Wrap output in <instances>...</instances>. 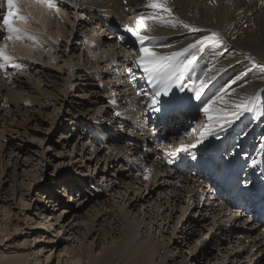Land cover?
Here are the masks:
<instances>
[{
    "label": "bare ground",
    "instance_id": "bare-ground-1",
    "mask_svg": "<svg viewBox=\"0 0 264 264\" xmlns=\"http://www.w3.org/2000/svg\"><path fill=\"white\" fill-rule=\"evenodd\" d=\"M206 1L212 2L214 0ZM245 1L246 0H243L241 2L239 0L237 3L242 4ZM249 1L254 0H247L246 4ZM15 2L17 8L19 9V14L21 16L27 17V19H19L17 17L12 18L14 26L22 29L23 32L20 34L19 38H17L16 36H12V38L7 37L8 40L0 43V46L6 45V53L14 58L11 62H6L0 59V106L3 105L4 107H7L9 104H13L14 106H16L20 101V98H17L16 95L12 94L13 87L16 86L15 82L19 83L20 86L27 87L32 93L37 96H40L42 91L48 94H52V92L57 91L59 88H61L62 98H60V102L58 101L57 103H55L57 100L53 98L54 106L58 104L60 108L63 102H65L73 110L70 117L71 121H74L75 124H77L78 121H82V123H85V125L88 126L89 139L102 144L100 151L104 150V167L108 166L107 164H112V162H124L135 171V173L137 174V180L139 179V181L136 182L139 183L141 181V178H145L144 169L147 168L149 170L148 178L145 179L147 180V182H150V185L152 187L148 186L149 189H143L144 191H147L145 195H142V185L134 189V191L137 192V195H135V199H129V206L135 205L136 201H141L142 205L145 202L150 205L151 200L152 205H150V207L152 210V220L155 221L158 230L165 224L168 225L171 222V226L168 225L167 227L170 230L171 237L180 238L182 241H185V243L187 242L186 244H190V242L194 239L199 240V238L202 236V230L199 229V226H203L205 220H207L209 216L215 217L212 218V222L210 223L212 225H214L215 222L223 216H228L227 221L230 220V222L225 223L226 218H223V223L219 221L214 230L218 233L219 238H235V244L238 243V245L242 242V240L237 239H242L243 237H245V233H254V231L260 229L262 225L256 224L253 218L249 217V220L240 219L238 215H244L245 213H243V210H238V208H235L236 206L232 205L231 203L227 204L226 202L222 201L223 198L218 194L216 195V193V196L214 197L213 191L209 190V188L205 191L204 189H199V187L206 179V167L214 168L216 165V162L213 161V158L216 157L220 159H226L229 157L226 154L221 155L216 152L222 145L227 148V145L225 146V144L232 143V140L229 139L228 141L226 137L230 136L233 138L238 132H241L240 135L238 134V136L244 134V131L242 130L247 126L248 121L252 118L254 120L256 119V122L258 124H254V126L252 127L251 135L253 133L257 134V132L260 131L259 128H264V109H260L256 104L257 102H263L264 100V95H262L260 91L264 89V72L260 73V75L262 76H253L252 74H250V71L248 69H244L248 67L247 65L242 66L244 64L243 61L247 59V55L251 54V57H254L252 50H248L246 52L247 55H245L244 52L246 51V49L243 50L245 47L244 44L239 41L232 42L225 35L228 30L230 33L239 30H243V32L248 31V26L258 34H262L264 32L262 14L258 15V12L251 13L249 10L245 14L235 16L236 11H232L230 15L228 14L227 20L225 19L224 15H221L220 11H217V9H215L211 13L206 10H202L201 0H59L60 4L62 2L63 7L71 11L73 15L71 16L72 19L68 21L69 28L68 26L67 28L61 27L58 31L57 28L55 30L56 33L53 34L54 30H50L48 33V23L50 17L52 16L51 14L53 13L51 10V6H49L47 2H41V0H15ZM152 2L162 4L163 7L156 9L148 7V5ZM262 2H264V0H262ZM52 5H54L53 2ZM241 7L243 6H239V9H237V11L240 10ZM54 8L57 10H53V12H55L57 15H60V9L55 6ZM165 9H171V11H166ZM82 14H85V16L82 17ZM142 15L145 17H155L154 20L146 19V25L150 26L152 30L150 32H143L142 34L152 38V43L149 45V47H152L154 51L160 54L167 55L170 52L178 50L180 46L188 40L195 41V39L201 38L204 35H210V33L206 34V32L208 31H210L211 33L218 32L223 38L222 44L208 47L203 52L197 53V55L202 53L201 56H203L205 53H208V55L210 56H214V58L210 57L207 61L206 59H199L197 65L193 66V68H195L194 74H192L191 78L188 79L190 80L188 83L190 84V86L188 85L190 89L191 87L195 86L194 82L198 83L199 78L203 77L205 70H208L210 67L214 66L215 71L209 72V75L213 76L214 79L205 89L204 93L202 94L201 100L197 101L193 99L192 97H194V93H191L190 91L184 92V94L181 96L183 97L182 100L188 99V101H186V105H182L183 108L180 110V116H176V113V115H170V121L165 119L167 125L170 126L169 128H166V137L164 139L163 136H160L159 140L161 142L158 140L155 143L158 145L168 143L171 144L170 148H166V146L163 145L162 148L164 149H159L153 146V139L150 140L151 138H153V136L163 133L162 130L158 129L159 126L156 124L162 118H157L152 115L148 116L146 115V113L143 114L142 112L133 113L132 111L134 110H124L123 112H120V114L124 115V119L123 117H118L117 113V115H110L111 109L110 107L108 108L109 105L103 103L104 101H106L104 97L109 96V103L112 104L116 108V110H120V104L118 105V107H116V105L118 104L117 101L122 100L124 97H126L127 94H129L128 90L132 89L131 85L133 84V81L131 79H126V77L128 75H131L130 73L132 71L135 74L133 76V78L135 79L139 78L137 76L143 75L142 70L135 67V61L138 57L136 59L131 58V54H129L128 51H124L123 54L126 58L124 60H118L123 57L121 51L125 49L127 50V48H129L130 46L136 44L130 34L124 31L123 25L129 24L130 26L135 27L139 17ZM60 17L63 18V16L61 15L59 16V18ZM69 17L70 16L67 15L64 20L67 21ZM238 17H240L239 20ZM64 20L63 22H65ZM85 20L89 21V30L84 31L83 33L86 32L89 36H91L89 40L86 41V46H88V50L86 48V50L88 51L87 55L95 59L98 58L97 54H100V52H91V49H95L96 47L100 49L101 47L106 46V49L108 51L110 50L109 48L112 47L113 49L111 51L113 53L117 52V54H115V61H123L126 63L123 64V73H120L122 74L121 76H123V80L122 77L119 78L120 75H116L114 80L116 84H111V81L108 79H106L105 81L103 80L104 77L107 78L110 77L111 74H117L110 71V67L114 66V61L113 63L111 62L112 58L106 59V63L103 61L105 64H103L104 67L100 66V63L102 61H95L92 64L90 60L91 66L97 64V68L88 73V68L82 69V66L89 61H87V55L86 58H84L85 54L79 52L77 53L78 55L75 56L74 53L78 51L77 49L72 47L71 44L68 48V53L65 51L66 48L62 51H57L55 45L47 38L49 37L50 39L58 41L59 33H61L65 37V40H70L71 36L75 35L76 31L85 28V23H87ZM185 24L189 25V28H185ZM98 25V30L100 32H98V30H95ZM58 26L59 25H57V27ZM244 26H246V28H244ZM190 28H199L203 31L192 32L189 30ZM223 28H225L226 30H222ZM111 29H116V31L108 36L110 38L109 41H104V38L101 35L104 34V30ZM51 31L52 33L50 34ZM97 32L100 34H97ZM223 32H225V34ZM24 33H27V35H25ZM117 36L121 38L120 40H117V42L123 40L122 44H120L119 46L117 45V42H112V38L116 39ZM85 38L86 37H84V39ZM111 42L112 45L117 43V48L120 49L121 47H123L124 49H120V51H114V49L117 50V48H114L112 45H110ZM63 44V46H67L64 42ZM262 47L264 50V46ZM106 49H104L105 52ZM212 51H214V53ZM219 51H223V53L217 54L219 53ZM105 52L102 53L105 54ZM110 54L111 52H109V55ZM138 54L140 55L139 51ZM215 54L218 56H216ZM102 56L104 57V55ZM69 60L72 64L74 63L75 69H79L80 71H78L81 73L77 74L74 72L71 75L64 76L62 74H59V71H57V69L53 68H62V65L65 66L67 63H69ZM60 61L63 62L62 65L60 64ZM260 61L264 62V59ZM79 63L81 64L79 65ZM130 66L132 71L128 73L127 71L129 70ZM101 75L102 77H100ZM90 76L98 77L96 79H98L99 81L103 80L104 87L109 86L110 94H103L102 96H100V92H98V90H95V87H98V85H93L90 82H85L86 77ZM148 83L151 84L149 81ZM149 84L147 89H149L148 91L152 92L153 85L149 87ZM42 86H44L43 89ZM74 86L77 87L76 90L80 91L81 93L83 92L80 96H91L93 102L90 100V102L84 100V105H78V101L76 102V100L72 98V96L74 95H71L74 92ZM83 86L89 87L83 90ZM104 87L103 89L107 93L108 87L106 89ZM221 89H225V91L221 93ZM172 94L173 91L170 95ZM249 94L256 95L254 111L245 113V115L236 122L234 127L225 134L223 139L217 140L215 138L209 137L205 141L204 145L200 146L195 151L194 154L197 156L196 160L191 159V154L180 153L179 155H176V150L182 143L195 144L196 139L199 137L200 131H202L204 126L209 123V116L213 117V119L215 120L218 116L229 115L230 113L228 112V109L234 106V102H238L241 98H246ZM66 97H71V99H66ZM142 97L144 96L140 95L139 99H142ZM173 99L175 100L178 98L174 97ZM142 100H144V98ZM209 101H212L211 110L207 114H205L200 109ZM99 103L101 104L98 105ZM137 104L139 105V101H137ZM58 110L59 109L57 108V113ZM142 114L144 115L143 118ZM145 117L147 120H154L152 122V132L150 131L151 126H148L147 128L146 123H143V119ZM184 117H188V119ZM197 117L200 121H202L200 127L199 125H197V127H194L192 131L183 133L180 137L182 138L180 142L175 141L173 143H170V139H168V137L171 138L173 132H175L174 130H172L171 125L176 126L177 128L179 127L180 129L182 126L184 127L183 119L194 123L193 121ZM112 130L113 132H110ZM104 131H109V135H104ZM191 132H193V134L190 136ZM119 133H121L122 135H120ZM105 136L107 139L105 138ZM260 138L261 137H259L258 139V144L259 148L261 149L262 145L264 144V139L262 140V143H260ZM204 148H209V150L213 148V151L211 152L212 159L205 156H198V151L201 152V150ZM166 149H168V151H166ZM203 151L204 150H202V152ZM168 152L170 153V156L168 155ZM1 158L3 157H0V161L3 160ZM186 159L187 162H185ZM170 160L173 162H169ZM204 160L205 164L203 163ZM252 160L253 159H250L249 157V159L246 161H249L248 170L250 171H253L251 163ZM258 163H261V161L259 162L258 160ZM6 164H8V161ZM187 164H189V166H187ZM240 165H242V163ZM184 166H186V169H189V172H192H190L189 174L187 172L180 174L181 171L179 170H182ZM237 167L240 168L239 165ZM260 168L262 169L264 167L260 166ZM2 169H0V171H2ZM155 183L157 184L154 185ZM77 186L80 185L78 184ZM206 186L209 187L208 184ZM126 188L125 191L128 190ZM66 191H68V187L67 189L66 187H64L62 190L56 192L60 196L64 195ZM77 192L80 193V188H77ZM208 192L212 195L210 198H208V196H210ZM57 196H54L55 199L51 200L53 196L50 195V193L48 194L46 193V191L42 192V195L39 196V203L41 201L46 203L50 201V205H54L55 207L56 205H59L58 201L60 198L58 199ZM197 196H199V198L201 197L202 201H196ZM24 198V194L21 193L20 199L23 201ZM212 198L217 201L218 204L211 201L210 199ZM215 198H217L218 200H216ZM70 199L71 201L78 200V205H76L72 209V211L75 210V214H77L78 210H81L84 205L86 206L87 204V201H84L82 199V196L76 199L73 195V197H71ZM39 203L36 204L37 208H40ZM23 205L25 206L28 204L23 203ZM96 205H100L98 201L96 202ZM54 207L52 208V210H54ZM97 208L98 210H100L99 208L102 207L99 206ZM178 208L183 209V212H181L180 215L176 217L178 218L176 221H172L176 216ZM232 209H237L236 214L233 213L234 211L232 212V214H230ZM226 211L229 212L224 215L223 212ZM190 212H192V216H189ZM106 214V208L104 210L101 209V213H99L97 215L98 217H95V219H99L101 216H104V218L101 220V222L104 224V222L106 221ZM49 215L51 214L49 213L48 216ZM58 217L59 214L57 215V218ZM50 219L53 220V216ZM41 221H38L37 224L43 225L44 222ZM103 224H101V230H103V234H107L109 236L110 231H106L103 227ZM148 228H150V226ZM112 229H114V227ZM262 229L264 232V228ZM92 230H94V226L92 227ZM122 230L124 238H119L117 240L118 243L116 244V248H103L102 252L100 251L102 255H95V257L92 258L90 264H156L154 262L155 257L159 256L160 250L163 248L164 251H166L165 248L167 249V242L164 243V241L163 243L150 241L147 244L136 246L135 244L131 243L132 239L128 235L129 226L127 224H124ZM138 233L139 232H137V234ZM196 235H198L199 237L195 238ZM8 236L9 235H7V237ZM251 240L254 241V239ZM254 243L251 242L249 244L256 246V251L260 252V244ZM243 249L244 246H239V248L237 247L238 251ZM166 252H161L162 254H160V256L163 257V261H165L168 256H174L173 253L168 255V252ZM11 259L13 261L14 258ZM11 259L3 261L0 258V263L9 264L12 262ZM15 259L14 261H16V264L23 263V260L21 258L17 260ZM117 260L119 262H117ZM262 260H264V258ZM165 264H167V260Z\"/></svg>",
    "mask_w": 264,
    "mask_h": 264
},
{
    "label": "rangeland",
    "instance_id": "rangeland-1",
    "mask_svg": "<svg viewBox=\"0 0 264 264\" xmlns=\"http://www.w3.org/2000/svg\"><path fill=\"white\" fill-rule=\"evenodd\" d=\"M238 1L239 0H214L209 2L206 0H201V4L202 10H206L211 13L217 9V11H220L221 15H224L225 19L227 20L228 14L230 15L232 11H236L235 16L245 14L249 10L251 13L258 12V15L262 14L264 24V2H262V0L249 1L247 4V0L242 4L237 3ZM240 1L242 2L243 0ZM52 2L54 3V5L51 6L53 14H51L52 16L50 17L48 23V33L50 30H54L53 34H55V30L57 28V31L61 27L67 28L68 26L69 28L68 21L72 19L71 16L73 13H71V11H69L67 8L63 7V3L61 2L60 4L59 0H53ZM54 6L60 9V15L63 16V18H59L60 15H57L55 12H53V10H57L54 8ZM239 6L243 7L237 11ZM6 12V0H1L0 19H2V16L6 14ZM67 15L70 17L66 21L64 19L67 17ZM81 16L84 17L85 14H82ZM239 19L240 17H238V20ZM63 20L65 22H63ZM85 21L87 22L85 23V28L76 31L75 35L71 36L70 40H65V37L61 33H59L58 41L50 39L49 37L47 38L55 45L57 51H62L66 48L65 51L68 53V48L71 44L72 47L78 51L74 53L75 56L80 52L85 54L84 58H86L88 53L86 41H88L91 36H89L86 32L83 33L84 31L89 30V21ZM57 25L60 27H57ZM98 27L99 25L95 30H98ZM244 28H246V26H244ZM222 30L225 31L226 29L223 28ZM115 31L116 29L104 30V34L101 36H103L104 41H109L110 38L108 36L113 34ZM98 32L100 31L98 30ZM98 32L97 34H100ZM245 32H243V30H239L230 33L228 30L226 34L225 32L223 33L232 42H242L245 46L243 50L246 49L244 52L245 55H247L246 52L248 50H252L254 57H251V54H248L247 59L243 61L244 64L242 66L247 65L248 67L244 69H248L250 74L253 76H262L260 73L264 72V62H261L260 60L264 59V50L262 47L264 46V32L262 34H258L249 26L248 31ZM51 33L52 31L50 34ZM208 33L211 34L210 31L206 32V34ZM218 34L220 35V33ZM7 37L8 34L5 30V27L2 23H0V43L8 40ZM84 37L86 38L84 39ZM199 39L200 38L195 39V41L188 40L182 44L178 50L173 52H180L183 48H186L188 44H194ZM117 40L118 38H112V42H117ZM63 42L67 46H63ZM112 42L110 45H112ZM122 42L123 40L118 41V44H116L119 46L122 44ZM116 44H114L115 46H112L117 48L118 46ZM96 48L91 49L90 51H97V53L100 52V54L98 53L99 55L97 54L98 58H95V60L94 58L87 55V61H89L82 66V69L88 68V73L92 72L97 68V64L91 66V62L93 64L95 61H102L100 66L104 67V62L106 63L105 60L112 58L111 62L113 63L114 61V66L110 67V71L117 74H111L110 77H104L103 80L105 81L108 79L111 81V84H116L114 81L116 75H120L119 78L122 77L123 80V76H121L122 74L120 73H123V64L126 63L123 61H115V54H117V52L113 53L111 51L113 49L112 47H110V50L108 51L106 46L101 47L100 49ZM104 49H106V52ZM120 49L123 50L124 48L121 47ZM120 49L117 48V50L114 49V51H120ZM124 51H128V53L131 54V58L136 59L139 57V50L136 44L130 46L127 48V50L125 49L121 51L123 57L118 60H124L126 58L123 54ZM102 52H105V54ZM109 52H111L110 55ZM212 52L214 53V51ZM222 53L223 51H219L217 54ZM201 54L202 53L198 54L199 56L197 55V60L194 62L193 66L197 65L199 59H206L207 61L210 57L214 58V56H210L208 53H205L203 56H201ZM102 55H104V57ZM70 60L65 66L62 65L63 62L60 61L62 68H53L57 69L59 74L64 76L71 75L74 72L77 74L81 73L79 72V69H75L74 63L72 64V60ZM80 64L81 63H79V65ZM194 69L195 68H192L189 72L185 73L183 83L187 86H190V84H188L190 80L188 79H190L192 74H194ZM130 74L131 75L128 76L132 77L135 75L134 73ZM128 76L126 79H128ZM100 77H102V75ZM96 78L98 77H86L85 82L98 85V87H94L95 90L100 92V96L103 94H110L109 86H107L108 88L104 87V81H99ZM15 84L16 86L13 87L12 94L16 95L17 98H20V101L16 106L13 104H9L7 107H4L3 105L0 106V157H3L1 158L3 160L0 161L2 164H0V169H2L3 166L2 171H0V258L3 261L9 260L11 258H16L15 260L21 258L23 260L22 264H90L92 258L95 257V255H102L101 252L103 248H116V244L118 243L117 240L119 238H124L122 230L123 225L127 224L129 226L128 235L132 239L131 243L135 244L136 246L147 244L150 241H156L157 243H163V241L164 243L167 242V249L165 248V250L168 253L164 251L163 248L160 250V254L166 252L169 255L173 253V257L168 256L166 259L167 264H264V260H262L264 258L263 226H261L260 229L254 231V233H245L248 235L244 234L245 237L242 239H237L242 240L239 245L238 243L235 244V238H219L218 233L214 230L219 221L223 223V218H226L225 223H229L230 220L227 221L228 216H223L217 220L214 225L210 223L212 222V218L215 217L209 216V218L205 220L204 225L199 226V229L202 230V236L199 238V240H192L190 244H186L187 242L185 243V241H182L180 238L171 237L170 230L167 228L168 225L171 226V222L168 225L165 224L158 230L155 221H153L151 218V200L150 205L147 202L142 205L141 201H136L135 205L129 206V199L132 198L133 200L135 199V195H137V192H135L134 189L142 185V195H145L147 191H144L143 189H149L148 186L152 187L150 182H147L145 178H141L140 183L136 182L139 181V179L137 180V174L132 168H130L129 165H126L124 162H112V164H107L108 166L104 167V150L100 151L102 144L89 139L88 126L85 125V123H82V121H78L77 124H75L74 121H71L70 117L73 110L65 102H63L60 108L58 104L54 106L53 98L57 100L55 103L58 101L60 102L59 99L62 98L61 88L52 92V94L42 91L40 96H37L27 87L20 86L19 83L16 82ZM151 85L152 84H149V87ZM88 87L83 86L82 89L84 90ZM103 87L108 89L107 93L104 91ZM43 88L44 86H42V89ZM76 89L77 87H75L74 92L71 95H74L72 98H74L76 102L78 101V105H84V100L93 102L91 96L83 95L84 97H82L80 95L83 92L81 93ZM148 90L149 89H147L146 92L148 94L150 93L151 95L152 92ZM172 91L173 94L170 95L171 98L176 97L183 102L188 101V99H186L187 97L185 98L186 100H182L183 97L181 96L184 94V92H180L175 88ZM128 92L129 94H127L126 97L120 101H117L118 104L116 107H118L120 104V110H116V108L109 103V96H103L106 100L103 103L109 105L108 108L110 107L111 109L110 115L118 114V117H123L125 119L124 115L120 114V112H123L124 110H134L132 111L133 113H146L147 106L151 105V98L142 97L144 100L141 98L139 99L140 95H138L134 89H129ZM170 97H161L160 99H166L165 101H167V99L169 100ZM68 98L69 97H66V99ZM69 99H71V97ZM137 101H139L140 106L137 104ZM100 104L101 103L98 105ZM256 104L260 109H264V100L263 102H257ZM57 108L59 109L58 113L56 111ZM143 114L142 118L144 117ZM184 118L188 119V117ZM149 121H147L146 117L143 119V123H146L147 128L148 126H151L150 131L152 132L153 125L149 124ZM153 121L154 120L151 122ZM194 121L195 124L191 129L188 130L182 126L178 133L173 132L172 137H168V139H170V143L175 141L180 142L182 139L180 137L183 133L192 131V129L197 127V125H199V127L201 126L202 121H200L198 117L194 119ZM254 124L258 123L256 122V119L254 120L252 118L248 121L247 126L242 130L244 131V134L238 136V134L240 135L241 133L238 132L233 138L230 136L226 137L227 139L232 140V143H230L232 148L236 147L241 150H245V147L248 145V141L250 146L253 145L252 143L254 142V144L259 147L258 139L261 137L260 143H262V140L264 139V128H259L260 131H258L257 134L253 133L251 135V129ZM110 132H113V130ZM108 133L109 131H104V135L108 136ZM119 134L122 135L121 133ZM192 134L193 132L190 133V136ZM150 140H152V138ZM233 141H235V144ZM163 145L166 146V148H170L171 144H154L153 146L159 149H164L162 148ZM262 148H264V144L262 145ZM202 150H209V148H204ZM166 151H168V149H166ZM201 152L198 151L199 157L205 156L209 158L206 156V154ZM222 153L220 154L222 155ZM168 155L170 156L169 152ZM210 158L212 159L211 156ZM213 159H216V157ZM7 161L8 164H6ZM256 162H258V160H256ZM239 166L240 168L248 169L249 161L243 162L242 165ZM182 170L183 172L181 171L180 174L186 172L189 174L192 172H189V169L186 168ZM78 184L80 186H77ZM156 184L157 183L154 185ZM207 184V179H205L199 189H204L206 191L209 188V190L213 191L215 197L217 193L212 187H207ZM62 187H66V189L68 187V191H66L64 195L59 196L56 191L62 190ZM77 188H80V193L77 192ZM125 188L128 190L125 191ZM45 191L46 193H50V195L53 196L51 200L55 199V197L58 195V199L60 198L58 201L59 205L54 207V205H50V201L48 203L42 201L39 203V196ZM21 193H23L25 197L23 201L20 199ZM208 194L210 193L208 192ZM73 195L76 199L82 196V199L87 201L86 206L84 205L81 210H78L77 214L74 213L75 210L72 211V209L78 205V200L71 201L70 198L73 197ZM211 196L212 195L210 194L208 198ZM215 199L218 200L217 198ZM197 200L202 201V198L197 196L196 201ZM210 200L218 204V202L213 198ZM97 201L100 204L98 206L96 205ZM23 203H27L28 205L24 206ZM37 203L40 204V208H37ZM99 206L102 207L99 208L100 210L97 208ZM53 207L54 210H52ZM105 208L107 210V214L105 215L106 221L103 224L101 220L104 218V216H101L99 219H95V217H98L97 215L101 213V209L104 210ZM236 211L237 209H232L230 214H232V212L236 214ZM181 212H183V209L178 208L176 216L172 221H176L178 219L176 217H178ZM227 212L229 211L223 212L224 215L227 214ZM49 213L51 215L48 216ZM58 214L59 217L57 218ZM245 215L247 214H241L238 216L241 220H249V215ZM52 216L53 220L50 219ZM189 216H192V212L189 213ZM38 221L44 222V224L47 225H38ZM101 224H103V227L106 231H110L109 236L107 234H103V230H101ZM93 226L94 230H92ZM149 226L150 228H148ZM113 227L114 229H112ZM137 232L139 233L137 234ZM7 235L9 236L7 237ZM198 237V235L195 236V238ZM251 239H254V241ZM251 242H255L254 244H260L259 248L261 251L257 252L256 246L249 244ZM239 246H244V249L238 251L237 247L239 248ZM250 246L251 248H255L251 249ZM160 254L159 256L155 257L154 262L156 264H165L166 260L163 261V257H161ZM14 259L13 261L11 259L12 262L9 264H16ZM117 262L119 261L117 260Z\"/></svg>",
    "mask_w": 264,
    "mask_h": 264
},
{
    "label": "snow or ice",
    "instance_id": "snow-or-ice-1",
    "mask_svg": "<svg viewBox=\"0 0 264 264\" xmlns=\"http://www.w3.org/2000/svg\"><path fill=\"white\" fill-rule=\"evenodd\" d=\"M41 2H47L49 6H52V0H41ZM6 3L7 12L2 16V19H0V23L4 25L9 38H12V36L19 38L23 30L14 26L12 18L27 19V17L19 14V9L16 6L15 0H6ZM148 7L156 9L163 7V5L152 2ZM165 10L171 11V9ZM146 19L154 20L155 17H145L142 15L139 17L135 27L124 24L123 29L130 34L138 46L140 55L135 61V67L141 69L146 79L153 85L151 93V110L159 113L162 117H167L170 112L182 107V101L180 99L174 100L170 97L174 88L178 89L180 92L190 91L194 93L193 99L197 101L201 100L205 89L214 79L213 76L209 75L210 71H215L214 66L205 70L203 77L199 78L198 83L194 82L195 86L190 89L183 83L185 73L193 68L194 62L197 60L198 52H203L208 47L222 44L223 38L218 33L212 32L210 35L202 36L194 44H188L187 47L183 48L180 52H172L167 55L160 54L154 51L152 47H149L152 43V38L142 34L143 32H150L152 30L150 26L146 25ZM184 27L189 28V25L185 24ZM189 30L192 32L203 31L199 28H190ZM24 34L27 35V33ZM5 48L6 45L0 46V59L11 62L14 58L6 53ZM129 71H131V66L129 67ZM224 91L225 89H221V93ZM260 91L261 94L264 95V89ZM139 95L143 96L144 93L141 92ZM162 96L170 97L169 101L167 103L162 102L160 99ZM255 102L256 95L249 94L246 98H241L238 102H234V106L228 109L229 115L218 116L215 120L213 117L209 116V123L200 131L195 144L182 143L180 147L177 148L176 155L180 153L191 154V159L196 160L197 156L194 154L195 151L200 146H203L209 137L217 140L223 139L225 134L234 127L236 122L240 120L245 113L254 111ZM211 104L212 101H209L200 110L207 114L211 110ZM261 151H264V148H262ZM169 162L173 161L170 160ZM251 163L255 165L256 160L253 159ZM144 173L147 179L149 170L145 168Z\"/></svg>",
    "mask_w": 264,
    "mask_h": 264
}]
</instances>
